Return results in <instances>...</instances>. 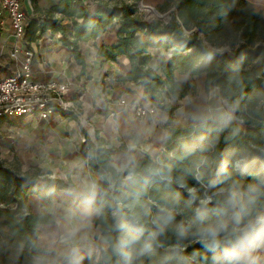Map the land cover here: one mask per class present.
Returning a JSON list of instances; mask_svg holds the SVG:
<instances>
[{
    "label": "clouds",
    "instance_id": "9594fccd",
    "mask_svg": "<svg viewBox=\"0 0 264 264\" xmlns=\"http://www.w3.org/2000/svg\"><path fill=\"white\" fill-rule=\"evenodd\" d=\"M198 67L173 81L188 82ZM145 71L142 83L162 75L158 61ZM174 103L93 91L80 116L83 147L14 264H173L174 254L177 264H264V165L225 148L264 123V100L213 82L176 111Z\"/></svg>",
    "mask_w": 264,
    "mask_h": 264
},
{
    "label": "trees",
    "instance_id": "16d2710c",
    "mask_svg": "<svg viewBox=\"0 0 264 264\" xmlns=\"http://www.w3.org/2000/svg\"><path fill=\"white\" fill-rule=\"evenodd\" d=\"M52 10L70 20L71 34H66L62 18L44 17L27 22L24 33L27 43L34 41L36 31L37 38L46 30L57 31L75 62L84 67L80 42L97 38L117 22L116 42L100 47L98 55L105 60L125 56L130 63L125 79L141 86L153 103H164V91L175 94V71L183 73L194 65L199 67L193 76L205 75V89L216 82L229 95H246L248 101L264 100V11L255 10L248 0H176L169 19L163 23L140 19L133 4H108L103 0H58ZM223 45L230 52L209 47ZM156 49H173L176 54L158 62L163 77L157 75L142 83L149 77L145 66L154 57L146 52ZM225 148L251 156L257 168L264 165V155H261L264 123L246 128L238 142ZM59 182L58 177L51 176L39 181L37 173L20 174L0 161V264H14L13 251L20 245L27 251L34 239V228L41 215L30 211L28 197L37 196L47 204ZM174 255L173 264H177L179 254ZM192 264H203V261L197 257Z\"/></svg>",
    "mask_w": 264,
    "mask_h": 264
},
{
    "label": "crops",
    "instance_id": "0c3cea01",
    "mask_svg": "<svg viewBox=\"0 0 264 264\" xmlns=\"http://www.w3.org/2000/svg\"><path fill=\"white\" fill-rule=\"evenodd\" d=\"M25 10L27 22L38 21L44 17H54L67 19L62 14L52 11L58 0H20ZM62 20V22H63ZM69 20V19H68ZM51 31V30H46ZM45 31V32H46ZM40 34L37 38V31L34 33V41L28 43L34 53L33 58V78L42 83H54L58 86L65 87L63 92V100L71 107L72 112H62L54 110L47 119H39L38 117L19 116L14 119H0L4 123L0 124V129L13 126H24L19 129L22 134H28L37 128L38 124L49 125V131L46 140L49 144V149L54 153L50 156L46 167L51 172H63V170L71 163L70 153L76 149L82 148L79 134L87 136V131L80 125V116L87 110V104L92 99L93 91L97 88H103L109 92L119 91H143L141 86H137L133 81L126 80L125 77L130 70V63H125L129 60L125 56L116 57L115 60H105L98 55V50L102 46L113 45L117 38L106 37L103 33L93 40L82 42L80 44V53L83 57L85 66L78 65L73 59L69 49L64 46L61 41V34L55 38ZM57 32V31H55ZM41 37V39H39ZM39 39V40H38ZM42 42L39 50L36 44ZM13 31L9 23V19L4 14L0 22V79L14 72L17 68V63L11 60L9 50L14 44ZM90 43L93 47L86 49L83 44ZM95 53L94 62L89 63L88 58ZM9 62V63H8ZM11 64L13 70L6 74L9 70L7 65ZM82 71V72H81ZM82 73H85L86 78H82ZM81 74V75H80ZM125 84L134 85V87L123 88ZM9 120L11 123L7 122ZM18 122L12 124V122ZM19 121H25L23 125ZM28 126V127H27ZM27 127V128H26ZM1 135V131H0ZM22 152V150H20ZM44 151V150H43ZM51 151L48 150L49 153ZM44 153V152H43ZM60 166V167H59ZM60 168V169H59ZM58 178L60 175H57ZM42 200L37 196L31 195L28 197L27 205L34 214H40L41 206L44 205Z\"/></svg>",
    "mask_w": 264,
    "mask_h": 264
},
{
    "label": "rangeland",
    "instance_id": "374dc122",
    "mask_svg": "<svg viewBox=\"0 0 264 264\" xmlns=\"http://www.w3.org/2000/svg\"><path fill=\"white\" fill-rule=\"evenodd\" d=\"M108 4H121L128 3L133 4L136 8V15L143 20L147 21H160L165 22L169 19L170 13L174 10V4L176 0H103ZM254 7L255 10L264 11V0H248ZM53 11V10H52ZM156 12L161 15L158 17ZM54 14L55 11H54ZM29 22V20H28ZM66 26V34L70 35L72 32V24L70 20L64 19L62 22ZM119 25L117 22H114L107 30L105 34L106 37L114 38L116 36ZM30 29V23H29ZM190 33L191 31H186ZM51 36V38L59 36V32L46 31L44 36ZM202 37V35H200ZM117 38V36H116ZM41 39V37L39 38ZM38 39V40H39ZM82 42H80L81 44ZM42 42L39 41V44H36V48L39 50L41 48ZM83 47L88 49V47H93L92 44L87 43L83 44ZM210 49H214L220 52H230V48L226 45L214 48L209 46ZM219 49H223L222 51ZM152 53H155L153 61L163 62L164 60L176 54V51L173 49L164 51L163 49L149 50ZM84 57V56H83ZM120 57V56H119ZM9 63V62H8ZM10 71L6 74L10 73L13 70L11 64L7 65ZM17 68H15L16 71ZM82 72V71H81ZM176 76H181L183 73L178 71L174 72ZM173 73V74H174ZM82 78H86L85 73H82ZM81 75V74H80ZM163 77V74L160 75ZM204 79L205 75L201 74L199 76H192V78L188 82H175V94H166V91L162 93V97L164 102H172L173 98H175L174 110L180 107L184 103L187 102V99H190L200 90H207L204 87ZM212 87V86H211ZM210 88V87H209ZM208 88V89H209ZM143 89V88H142ZM7 122L11 123L9 120ZM23 125H25V121H19ZM4 123V120L0 121V124ZM18 122H12V124ZM15 128L11 129L9 127H4V129H0V161H2L6 166L15 170L20 174L24 173H37L38 180L43 181L45 177H58L60 172H50L46 165H48V159L50 156H54L53 151L49 149V144L46 140V136L49 131V125L38 124L37 128L28 134H22L19 129L24 126L13 125ZM28 127V126H27ZM26 127V128H27ZM22 150V152L20 151ZM44 150V151H43ZM51 151V153L48 152ZM44 152V153H43ZM60 167V166H59ZM60 169V168H59ZM45 205V204H44ZM1 207V204H0Z\"/></svg>",
    "mask_w": 264,
    "mask_h": 264
},
{
    "label": "built area",
    "instance_id": "2783aa9c",
    "mask_svg": "<svg viewBox=\"0 0 264 264\" xmlns=\"http://www.w3.org/2000/svg\"><path fill=\"white\" fill-rule=\"evenodd\" d=\"M9 19L14 44L9 50L16 71L0 79V119L19 116L47 119L54 110L68 113L72 107L63 100L64 86L42 83L33 78L34 53L24 40L27 19L20 0H0V22L3 15Z\"/></svg>",
    "mask_w": 264,
    "mask_h": 264
},
{
    "label": "water",
    "instance_id": "95a60500",
    "mask_svg": "<svg viewBox=\"0 0 264 264\" xmlns=\"http://www.w3.org/2000/svg\"><path fill=\"white\" fill-rule=\"evenodd\" d=\"M156 15H157L158 17H161V15H159L157 12H156Z\"/></svg>",
    "mask_w": 264,
    "mask_h": 264
}]
</instances>
